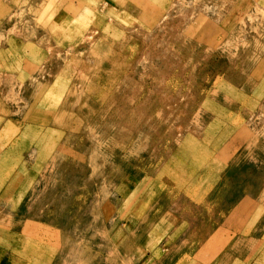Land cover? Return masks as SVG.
Returning <instances> with one entry per match:
<instances>
[{
  "label": "rangeland",
  "instance_id": "1",
  "mask_svg": "<svg viewBox=\"0 0 264 264\" xmlns=\"http://www.w3.org/2000/svg\"><path fill=\"white\" fill-rule=\"evenodd\" d=\"M233 210L256 227L225 229ZM249 251L264 264V0H0V264Z\"/></svg>",
  "mask_w": 264,
  "mask_h": 264
},
{
  "label": "crops",
  "instance_id": "2",
  "mask_svg": "<svg viewBox=\"0 0 264 264\" xmlns=\"http://www.w3.org/2000/svg\"><path fill=\"white\" fill-rule=\"evenodd\" d=\"M255 211H253L252 213H254ZM241 212H236L235 210H233V212H231L229 214V219L227 220V228L225 227V229L227 230H236V229H239V228H244V227H256L255 224L251 225L250 222H243V224H241L240 222H237L236 220V215L240 214ZM244 213V212H243ZM247 219L248 216H246ZM143 236V235H142ZM224 243V242H223ZM223 248V251H221V253L219 254L220 256H223V255H230V256H237V257H240L242 259H244L243 257L239 256L238 254V251H237V247H236V243L235 244H230V243H224V245H222ZM255 251V249H254ZM254 251H249L245 256L246 258L249 256V260L250 261V264H253L255 262V259L254 257H256L254 255ZM231 252V253H230ZM248 255V256H247Z\"/></svg>",
  "mask_w": 264,
  "mask_h": 264
}]
</instances>
